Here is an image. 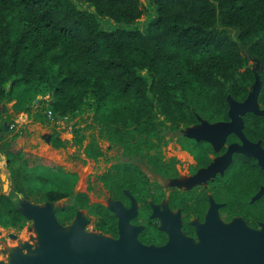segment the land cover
<instances>
[{"label": "trees", "instance_id": "1", "mask_svg": "<svg viewBox=\"0 0 264 264\" xmlns=\"http://www.w3.org/2000/svg\"><path fill=\"white\" fill-rule=\"evenodd\" d=\"M150 1L153 13L147 15L140 0H0V102L20 96V84L49 80L54 119L75 118L90 105L99 137L108 149H122V158L100 180L124 208L132 200L137 203V218L145 224L137 240L145 246L168 242L167 232L152 217V206L163 199L180 213L186 236L194 235L192 220L204 221L212 203L219 206L222 221L241 218L259 229L264 225V170L253 156L234 154L205 185L167 193L161 182L178 177L175 160H163L165 136L174 132L181 138L180 126L202 118L229 122L227 97L243 102L256 81V101L263 112H243L241 131L264 150V0ZM101 17L114 26L103 28ZM249 58L257 62L255 70ZM51 68L55 73L48 78ZM7 125L0 122V140L5 166L14 176L20 153L9 149L17 136L4 138ZM84 140L74 128L72 143ZM67 143L59 134L50 137L54 148ZM192 151L193 173L209 163L213 151L208 139L194 140ZM83 152L92 160L103 154L95 138ZM77 180L76 172H59L54 180L29 176L25 186L45 201L63 200L54 215L59 225L67 226L88 207V195L77 189ZM13 185L15 191L4 193L0 183V227L5 229L26 220L25 208L15 199V181ZM92 218L95 232L120 236L119 219L108 206L97 204Z\"/></svg>", "mask_w": 264, "mask_h": 264}, {"label": "rangeland", "instance_id": "2", "mask_svg": "<svg viewBox=\"0 0 264 264\" xmlns=\"http://www.w3.org/2000/svg\"><path fill=\"white\" fill-rule=\"evenodd\" d=\"M140 2L146 8L147 15L153 13V4L150 0H140ZM99 20L103 28L109 29L114 26L113 22L104 17L99 18ZM143 24L144 21L139 24L140 27ZM242 55H245L243 51ZM247 63L252 68L257 67V62L251 58L247 59ZM54 73L55 68H51L48 78L53 77ZM141 74L146 75V70H142ZM9 84V82L6 83V90H9ZM19 86L21 89L16 92H19L20 96L0 102V122L5 120V123L8 124V132L3 136L10 138L16 134L17 137L10 144L9 149L20 153L14 159V176H12L10 170L5 166L6 156L0 140V183L3 185L4 181L1 177L5 175L8 181L7 192H10L15 191L13 185L15 181L17 185L15 199L26 211L28 209L29 211L26 214L25 222L20 227L7 229L0 227V262L1 264H58L54 260L57 252L49 246L46 237L50 226L56 222L54 212L64 201L48 202L43 199L42 195L28 192L25 186L27 177L43 175L54 180L59 177V172H76L78 174L77 189L87 193L88 207L78 211L71 224L63 227V229L72 230L76 226H80L81 231L90 236L100 235L92 227V214L97 204L108 206L118 218L121 211L130 212L132 217L136 216L137 204L133 202L130 208L125 209L120 202L109 196L107 187L100 180V176L110 164L122 158V149L119 147L108 149V142L99 137L100 127L93 122L92 107L87 105L75 118L65 116L51 120L47 117V111L51 109L53 104L51 82L44 80L28 85L20 84ZM252 91L253 93L242 103H235L228 98L230 123L233 124L235 117L240 120V115L245 110L262 112L259 104L253 102L256 94L255 86H253ZM222 124V122L212 123L202 118L198 124L180 126L181 138H176L178 136L174 132H169L165 136L164 157L166 160L175 158L176 167L179 171L177 178L168 180L163 184L167 191L172 187L189 189L193 185L202 184L215 173L224 169L229 158L227 157L222 163L220 160L227 156L228 148L233 144L243 145L244 140L241 132V121L239 123L240 128L232 127L226 135V137L230 133L235 135L234 139L236 140L229 144L226 143V138L225 140L220 138V126ZM74 128H79V132L85 136V140L80 145L72 143V130ZM52 134H59L62 139L69 143L65 148L52 147L50 145ZM90 138L97 139L103 151L102 156L95 160L86 158L83 152V147ZM198 139H208L213 147L214 155L206 168L191 174L188 171V166L193 163L191 143L192 140ZM222 147L226 148L223 154H221ZM152 217L155 223L168 233V240L171 239V224L176 223L179 227L181 225L180 213L168 209L165 200L152 207ZM206 221L207 215L204 221L198 222L194 219L192 223L197 228L204 226ZM216 221L217 225L222 226L224 231L232 229L237 223L246 226L241 218H233L229 222H224L217 215ZM129 225L135 228L137 232L143 228L141 223L129 222ZM248 230L263 234L264 225L259 229L248 228ZM180 234L187 242V250L195 256L204 245L197 229L193 236H186L182 231ZM100 236L106 242L112 240L109 237ZM241 247L255 249L258 244L256 241L248 239L242 243ZM65 258L67 264H81L82 262L79 256L67 255Z\"/></svg>", "mask_w": 264, "mask_h": 264}, {"label": "water", "instance_id": "3", "mask_svg": "<svg viewBox=\"0 0 264 264\" xmlns=\"http://www.w3.org/2000/svg\"><path fill=\"white\" fill-rule=\"evenodd\" d=\"M252 69L255 70L256 68ZM253 86H255L256 93L253 102L257 103L258 81L252 85V88ZM252 93L253 91L251 90L248 96ZM228 98L230 97L228 96ZM231 100L235 103H242L236 102L233 99ZM240 121L242 128L241 117ZM222 123L220 126V138L221 140H225L233 124L230 121ZM5 129L7 130L8 126ZM242 137L244 140L243 145L233 144L228 148L227 157L229 161L233 153H241L246 156L256 157L258 164L264 169V150L262 147L259 143L248 141L243 133ZM1 179L4 181L2 190L6 193L8 190V181L5 175ZM262 193H264V187L260 194ZM133 202L135 201L132 200ZM28 211H25V217ZM118 215L120 236L118 239L111 238L112 240L110 242L105 241L103 243L97 241L94 236L83 233L80 226H76L72 230L63 229L65 226L59 225L54 215L56 222L53 226H50L46 238L49 246L57 252L54 258L55 262L58 264H67L65 256L72 255L79 256L82 259L81 264H264V231L263 234L255 231H250L246 234L244 228L247 225L245 222L244 224L246 226L237 223L232 229L224 231L217 225L215 206L211 208L207 215V221L204 226L195 227L204 242L203 247L195 256L187 250V242L180 234L181 229L176 223H172L170 226L171 239L166 244L159 247L145 246L137 240V230L128 223L132 214L121 211ZM56 225L60 228L58 229ZM247 228L249 227L247 226ZM98 234L103 235L101 233ZM248 239L256 241L258 247L255 249L241 247L242 243Z\"/></svg>", "mask_w": 264, "mask_h": 264}, {"label": "flooded vegetation", "instance_id": "4", "mask_svg": "<svg viewBox=\"0 0 264 264\" xmlns=\"http://www.w3.org/2000/svg\"><path fill=\"white\" fill-rule=\"evenodd\" d=\"M231 134V133H230ZM233 136L234 137H232L231 138V141L230 142H226L227 144H229V143H231L233 140H236V139H234L235 138V135L233 134ZM228 137V136H227ZM227 137H226V139H227ZM176 138H178V137H176ZM194 140H192V142H193ZM226 141V140H225ZM191 146H192V143H191ZM222 148H224L223 150H222ZM221 148V154H223V153H225V151H226V148L225 147H222ZM212 151H213V147H212ZM162 154H163V148H162ZM234 154H241V153H233L232 154V156L234 155ZM213 155H214V151L211 153V154H209V158H210V161H209V163L205 166V167H203V168H206L210 163H211V161H212V157H213ZM191 156H192V161H193V163L192 164H190L189 166H188V171H189V173H191V174H194L197 170H199V169H203V168H197L196 170H195V172H190V166H194L195 165V160H194V157H193V154L191 153ZM254 157V156H253ZM232 158V157H231ZM256 158V157H255ZM171 159H174L175 160V163H174V166H175V168H176V170H177V172H178V176H179V171H178V169H177V167H176V159L175 158H171ZM171 159H169V160H166L165 159V157H164V154H163V160L164 161H170ZM256 160H257V158H256ZM221 161V160H220ZM223 161H221V163H222ZM230 162V161H229ZM257 163H258V160H257ZM229 164V163H228ZM227 164V165H228ZM227 165L224 167V169L222 170V171H218L217 173H215L210 179H208V180H211V179H213L214 178V176L215 175H217V174H221L224 170H225V168L227 167ZM261 167V166H260ZM262 168V167H261ZM263 169V168H262ZM264 170V169H263ZM172 179H175V178H172ZM168 180H171V179H167V180H165V181H162L161 182V184H162V186H163V184L165 183V182H167ZM208 180H206L204 183H202V184H196V185H205L206 184V182L208 181ZM194 186V185H193ZM193 186H191V187H193ZM190 187V188H191ZM163 188H164V190L168 193V192H170L171 190H173V189H175V188H177V187H172L171 189H169L168 191L166 190V188L163 186ZM189 188V189H190ZM177 189H180V188H177ZM181 190H187V189H181ZM109 192V191H108ZM207 195L208 196H210V193H208L207 192ZM109 196H110V194H109ZM111 197V196H110ZM113 199V198H112ZM114 200V199H113ZM166 201V205H167V200L166 199H163L162 201ZM116 201V200H115ZM161 201V202H162ZM161 202H159L158 204H160ZM137 204V203H136ZM158 204H155V205H158ZM154 206V205H153ZM152 206V207H153ZM213 206H215V208H216V213H217V215H218V217H219V214H218V212H217V210H218V205L217 204H214V203H212L211 204V206L209 207V209L207 210V213H206V215H208L209 214V212H210V210H211V208L213 207ZM137 207H138V205H137ZM167 208H168V206H167ZM125 209H128V208H125ZM169 209V208H168ZM112 210V209H111ZM170 210H172V209H170ZM172 211H178V210H172ZM115 213V212H114ZM115 215H116V213H115ZM118 217V216H117ZM206 217V216H205ZM220 218V217H219ZM119 219V218H118ZM221 219V218H220ZM135 223V224H137V223H141L142 225H143V228H144V226H145V224L141 221V219H138L137 218V213H136V216H134V217H131L130 219H129V221H128V223ZM154 223H155V220H154ZM156 224V223H155ZM156 227L158 228L159 226L156 224ZM142 228V229H143ZM160 228V227H159ZM141 229V230H142ZM161 229V228H160ZM140 230V231H141ZM162 230H164V229H162ZM139 231V232H140ZM165 231V230H164ZM166 232V231H165ZM138 234V233H137ZM168 234V233H167ZM193 236V235H192Z\"/></svg>", "mask_w": 264, "mask_h": 264}, {"label": "bare ground", "instance_id": "5", "mask_svg": "<svg viewBox=\"0 0 264 264\" xmlns=\"http://www.w3.org/2000/svg\"><path fill=\"white\" fill-rule=\"evenodd\" d=\"M251 100V99H250ZM239 123H240V120L237 118L236 119V117L234 118V121H233V127L234 128H239ZM227 158V156H225L221 161H225V159ZM220 228H222V226H220ZM244 230H245V232H246V234H248L249 232H250V230H248V228L247 227H245L244 228ZM94 238L97 240V241H99V242H101V243H103V242H105V239L102 237V236H99V235H97V236H94ZM59 258V257H58ZM65 262V261H64Z\"/></svg>", "mask_w": 264, "mask_h": 264}, {"label": "built area", "instance_id": "6", "mask_svg": "<svg viewBox=\"0 0 264 264\" xmlns=\"http://www.w3.org/2000/svg\"><path fill=\"white\" fill-rule=\"evenodd\" d=\"M47 117H48L49 119H51V120L54 119L53 112H52L51 109H49V110L47 111ZM64 117H65V116H64ZM61 118H63V117H61Z\"/></svg>", "mask_w": 264, "mask_h": 264}, {"label": "crops", "instance_id": "7", "mask_svg": "<svg viewBox=\"0 0 264 264\" xmlns=\"http://www.w3.org/2000/svg\"><path fill=\"white\" fill-rule=\"evenodd\" d=\"M51 145V144H50Z\"/></svg>", "mask_w": 264, "mask_h": 264}]
</instances>
